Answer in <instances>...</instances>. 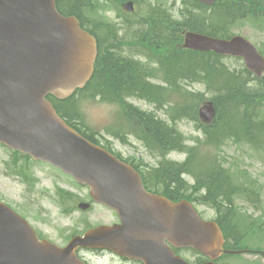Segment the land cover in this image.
Segmentation results:
<instances>
[{
    "label": "water",
    "instance_id": "95a60500",
    "mask_svg": "<svg viewBox=\"0 0 264 264\" xmlns=\"http://www.w3.org/2000/svg\"><path fill=\"white\" fill-rule=\"evenodd\" d=\"M183 46L243 57L257 75L264 70L263 54L242 35L188 31ZM97 57L96 37L77 17L61 14L57 0H0V142L89 185L93 199L117 210L122 220L76 235L62 247L40 239L24 217L0 201V264H86L77 256L79 247L107 248L146 264H193L172 246L192 247L211 258L202 264H217L233 251L224 248L216 221L202 218L186 199L175 202L147 191L132 165L67 124L48 99H66L84 88ZM200 116L214 119L213 101L200 108Z\"/></svg>",
    "mask_w": 264,
    "mask_h": 264
},
{
    "label": "trees",
    "instance_id": "16d2710c",
    "mask_svg": "<svg viewBox=\"0 0 264 264\" xmlns=\"http://www.w3.org/2000/svg\"><path fill=\"white\" fill-rule=\"evenodd\" d=\"M85 1L58 0V6L64 13L76 15L85 28L97 35L80 14ZM261 4L262 0H217L207 6L197 0H183L181 12L184 17L181 20L163 4L160 8H152L142 17L138 28L135 29V25L129 28L135 29L129 39L131 45L134 43V50L129 49L147 57V62L118 50L120 42H123L119 35L121 29L115 30L112 25V44L105 45L97 35L100 53L89 84L66 100L50 99L69 124L110 150L111 147L101 142L97 135L85 130L88 127L79 108L83 99L98 97L123 106L128 113L135 109L128 102L129 97L145 99L159 110L171 106L170 113L175 114L172 119L188 117L199 122L206 146L219 148L227 139L236 137L260 149L264 146V117L261 112L264 106V77H256L245 65L226 64L222 55L186 49L181 43L187 30L230 37L233 25L239 19L257 15ZM156 79L160 83L154 82ZM191 83H201L213 93L217 115L211 123H204L199 117V109L207 101L206 93L191 89L188 86ZM135 117L142 124L141 137L151 149L159 150L160 156L166 158L173 149L187 153L183 162L166 159L161 163L160 193L172 199L187 198L214 205L221 196L226 198L235 189L240 191L239 186H234L230 172L216 159L207 164L209 167L202 166L195 172L200 160L198 147H188L183 135L163 119L139 110L135 112ZM183 174L196 175L197 183L189 185L181 178ZM172 184L174 187H171ZM196 194H199L198 198L194 197ZM230 202L217 205L220 211L217 220L225 232L227 247L238 249L240 246H234L231 241L233 230L226 225L224 218L225 208L234 210L229 207Z\"/></svg>",
    "mask_w": 264,
    "mask_h": 264
},
{
    "label": "rangeland",
    "instance_id": "374dc122",
    "mask_svg": "<svg viewBox=\"0 0 264 264\" xmlns=\"http://www.w3.org/2000/svg\"><path fill=\"white\" fill-rule=\"evenodd\" d=\"M132 1L135 11L131 14V9L126 6ZM182 3L183 0H86L80 14L86 24L104 40L105 45L114 41V30L110 26L114 25L115 30L121 29L119 35L123 42H120L118 50L147 62V57L131 51L134 50V43L130 44V33L140 26V20L149 10L160 8V4L177 19H183ZM261 6L257 9V15L239 19L233 25L232 32L246 36L264 53V0ZM132 25H135V29L129 30ZM224 62L239 67L244 65L242 60L228 57ZM154 82L160 83L158 79ZM188 86L206 93L208 101L213 99V93L208 92L203 84L191 83ZM128 102L135 108L129 113L123 106L105 102L98 97L83 99L79 108L88 127L83 128L97 135L101 142L120 156L134 161L144 171L149 169L148 173L157 174L160 173V165L164 160L183 162L187 153L185 150L173 149L169 151L167 158H163L159 150L151 149L141 137V123L135 117L137 110L145 111L163 119L180 132L188 147H198L200 160L195 166V172L202 166L209 167L208 163H212L214 159L220 161L230 172L234 186H239L240 191L235 189L232 195L226 198L221 196L214 205L195 199L196 206L205 218L217 219L220 213L217 205H225L231 200L229 207L234 210L224 209L226 225L233 230L231 241L234 246L248 251L228 256L223 261L228 264H264V146L259 149L235 137L227 139L219 148L209 147L203 143V134L196 119H172L175 114L170 113L171 106L159 110L155 104L138 97H129ZM261 112L264 117V106ZM149 178L153 179L151 176ZM181 178L192 186L198 179L193 174H183ZM149 182L152 188L160 190L161 187L156 185L154 179ZM198 195L194 197L198 198ZM0 200L23 214L43 237L60 245H66L75 234H82L89 227L117 221L112 209L92 202L86 186L79 185L72 177L50 164L27 158L1 144ZM81 202H90L92 206L84 210L79 207ZM181 255L193 263L201 256L193 250H184ZM89 257L92 264H120L112 260L109 254L90 252Z\"/></svg>",
    "mask_w": 264,
    "mask_h": 264
},
{
    "label": "flooded vegetation",
    "instance_id": "af4514ba",
    "mask_svg": "<svg viewBox=\"0 0 264 264\" xmlns=\"http://www.w3.org/2000/svg\"><path fill=\"white\" fill-rule=\"evenodd\" d=\"M149 170V169H148ZM145 178V181L146 183H148V187L150 190H154V191H157L155 190V188H151V185H150V182L149 181H153L152 178H149L148 176H144ZM155 180V179H154ZM158 182V184H160V177L157 178L156 180ZM160 191V190H159ZM90 252H97V253H101L102 255L103 254H109L111 257H112V260H116L118 261L120 264H143L141 261L139 260H134V259H130V258H125V257H122V256H119V255H116L114 253H110L108 251H105V250H96V251H92V250H86L84 251V253L82 251H79V255L82 259H84L86 262H88L89 264H92V261H91V258L89 257V254Z\"/></svg>",
    "mask_w": 264,
    "mask_h": 264
}]
</instances>
